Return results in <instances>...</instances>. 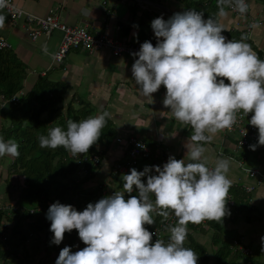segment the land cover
Instances as JSON below:
<instances>
[{"label":"clouds","instance_id":"1","mask_svg":"<svg viewBox=\"0 0 264 264\" xmlns=\"http://www.w3.org/2000/svg\"><path fill=\"white\" fill-rule=\"evenodd\" d=\"M225 6L241 15L249 7L246 0H217L220 17L226 15ZM5 7L7 0H0V9ZM5 20L0 14V29ZM151 28L157 43L145 41L138 52L131 53L138 57L132 77L151 103L152 94L161 86L166 88L164 106L193 130L186 144L188 162L169 157L162 168L152 166L155 175L148 166L143 171L133 168L122 176L123 192L89 203L83 211L59 201L51 204L46 218L51 221L52 243L61 244L66 232L76 230L86 245L75 252L65 246L55 264H197L194 250L184 246L188 224L222 222L230 214L226 207L230 162L218 158L209 167L203 145L217 133L231 130L238 113H252L248 123L258 129V144L264 145V60L244 42L247 36L227 40L217 20L205 19L195 9L175 13L168 20L155 18ZM109 115L103 112L79 122L68 120L67 130L57 126L40 135L39 146L63 147L73 156L85 154L99 140ZM138 147L146 150V145ZM249 147L255 151L257 145ZM6 155L18 158L19 144L0 137V157ZM134 190L138 196L125 199L124 193ZM153 213L163 219L150 232L145 225L155 223ZM170 214L176 218L174 226L166 221ZM166 230L170 234L167 243L162 240ZM154 231L161 239L153 242ZM261 243L264 250V237Z\"/></svg>","mask_w":264,"mask_h":264},{"label":"crops","instance_id":"2","mask_svg":"<svg viewBox=\"0 0 264 264\" xmlns=\"http://www.w3.org/2000/svg\"><path fill=\"white\" fill-rule=\"evenodd\" d=\"M12 1L18 8L33 16L44 17L50 11L63 25L85 27L91 35L105 34L118 40H125L126 43L149 40L155 46L157 39L151 28V21L158 17L168 20L173 14L189 9L202 12L205 19L211 16L217 20L225 29L222 34L227 40H237L238 35L233 28L236 18L228 12L226 6V15L220 17L218 8L216 11L211 9L212 12L203 10L208 7H204L205 0ZM261 8H263L262 4L250 1V15L264 21V12L262 14L258 12ZM0 14L5 15L2 11ZM60 37L61 34L58 31H53L48 36L42 35L34 41H30L22 22L17 23L16 21L13 24L7 16L5 26L0 29V39L9 45V50L26 69V77L21 91H28L37 78H43L51 84L63 86L61 90H58L63 103L61 102L58 111L51 115L54 117L52 122L58 123L59 127L67 130L69 119L79 122L103 112L110 114L106 118V125L102 129L99 140L89 149V154L92 155V152H96L99 154L100 160L93 178L87 184L89 185L88 190L101 184L104 190L109 192L108 196L118 190L117 186H121L119 191L123 192V180L122 184H119V180L116 179L118 177L111 175V168L113 163L119 162L125 157L128 139L140 140L150 148L149 159L136 162L134 168L137 171H143L146 166L150 168L152 166L162 167L163 162L167 163L169 157H174L177 160L185 159V162H188L186 144L192 134V129L176 120L170 112V108L164 106L163 99L166 95L164 86L152 94L153 102L151 103L149 98L140 94L132 77L131 69L135 60L126 55L112 57L107 50H100L92 54L71 50L60 64H54L52 55L57 49ZM246 43L251 45L253 51H264V28L252 30ZM83 112L85 116L82 115ZM67 114H69L68 120L64 123L62 119L66 118ZM41 116L40 119L46 117ZM234 143V135L224 130L217 133L211 142L203 145L206 149L204 155L209 167H214L218 158L227 159L230 162V170L227 175L231 181V188L228 195L233 200V206H229L226 202V207L228 210L231 209L239 217V220L235 223H232L233 220H231V224H229L226 222L227 219H223L220 222L221 233L226 237V232L235 228L239 233L238 237H243L247 246L254 248L251 244H255V249H262L264 177L250 179L245 170L256 169L259 165L264 168V145L258 144L255 151L250 149L233 153ZM68 153L70 152L68 151ZM236 170L242 175L241 177L234 175ZM262 171L264 173V170ZM150 174H157L154 168ZM8 175L12 174H6L4 180L6 183ZM142 180L146 183L147 176L142 177ZM243 186H252V192L245 193L242 189ZM9 188L11 191L14 190L12 187ZM239 193L243 194V198L245 196L247 201H251L250 204L237 202L234 199V194ZM135 195L138 196L137 191H135ZM152 199L154 200V197ZM245 204L251 206L252 211L257 214L253 215V212H250L248 208L245 210L243 208ZM237 209L239 210L237 211ZM153 217L155 223L150 225L152 226L150 232L161 224L163 219L155 213H153ZM246 218L251 221L246 223L244 221ZM223 222L227 225H224ZM175 223L172 225L174 226ZM187 228L188 234L184 246L193 249L189 242L192 240L202 246L205 251L207 250L206 254L210 257L215 251L209 250L208 244V239L211 243L212 229L207 227L205 221L200 224L189 223ZM165 234L167 243L170 234L167 230ZM205 235H210V237ZM262 251L263 253L257 255L256 261L264 259V250ZM230 261H234L235 264H243L242 258L231 251Z\"/></svg>","mask_w":264,"mask_h":264},{"label":"trees","instance_id":"3","mask_svg":"<svg viewBox=\"0 0 264 264\" xmlns=\"http://www.w3.org/2000/svg\"><path fill=\"white\" fill-rule=\"evenodd\" d=\"M249 1L264 4V0ZM204 7L207 8L203 10L208 12L211 9L216 11L217 0H205ZM237 40H240L239 34ZM25 77L26 69L13 52L9 49L0 50V102L1 100L6 101L4 107H0V114L8 121L7 127L1 128L0 133L5 141L15 140L19 144L20 152L18 158H11L8 164L6 161L7 173L16 175L19 186L14 189L15 197L11 196L10 198L13 202L8 207L0 206V233L8 234V240L5 243H0V260L10 256L11 253L14 254L15 249L20 246L24 255L22 258L14 255L17 261L15 264L26 263L25 259L29 256L24 249L27 240V234L24 232L26 228L37 234L38 237L43 235V251L47 261L45 264H52L55 262V258L52 257L48 260L51 251L57 254L65 246L71 248L68 240H75L79 250L86 245L79 239L76 230L70 233L66 232L65 239L61 244L52 243L51 221L46 218L50 205L59 201L65 205H72L77 211H83L89 203L94 204L99 199L106 197L107 194L102 195L105 190L101 184L88 190L89 185L87 184L93 178L97 165L84 160V154L73 156L63 147L51 149L39 146L38 137L47 135L49 129L58 126V123L52 122L54 117L51 115L58 111V105L62 102L58 90H61L63 86L51 84L43 78H37L28 91L24 90L20 95H16L22 90ZM12 97H15V101L10 102ZM67 107L69 108V105ZM42 114L46 116L44 119H40ZM68 116L69 114L62 119L64 123L68 120ZM62 121L60 120V124ZM89 153L90 151L85 156H89ZM92 153L100 160L99 154ZM116 163H120V161ZM111 175L118 177L112 173ZM7 186L10 187L8 182ZM117 187V189H121V186ZM113 194L114 192L111 195ZM130 195H135V191ZM129 196L127 192L124 193L125 199ZM243 208L245 210L248 208L250 212H253L251 206L245 204ZM244 221L248 223L251 220L246 218ZM205 223L213 231L211 246L215 247V251L209 257L202 246L189 240L198 256L197 264H235L234 261H230L229 248L231 241L239 237L233 236L229 239V237L222 236L220 222L205 220ZM145 227L149 231L152 228L150 225H145ZM162 240L165 241V238ZM49 245H51L50 251ZM71 250L74 249L71 248ZM254 261L253 264H261L259 260L254 259Z\"/></svg>","mask_w":264,"mask_h":264},{"label":"built area","instance_id":"4","mask_svg":"<svg viewBox=\"0 0 264 264\" xmlns=\"http://www.w3.org/2000/svg\"><path fill=\"white\" fill-rule=\"evenodd\" d=\"M246 3L249 7L247 13L244 15L233 11L227 6L226 8L228 12L236 18L233 23L234 30L237 31L240 38L242 35H246L248 39L252 30L255 28H264V21L252 17L250 15L249 0H246ZM0 11H2L13 24L20 20L30 41H34L39 36H48L51 32L58 31L61 34V37L57 49L52 55V61L54 64H60L65 55L71 50H79L87 54H92L100 50H107L112 57L126 55L131 56L135 60L138 57H133L131 53L138 52L140 46L144 43L142 41L126 43L125 40H118L105 34L91 35L85 27H68L59 23L55 15L50 11L44 17H36L26 13L18 8L12 0H7V7L0 9ZM258 12L262 14L264 12V7L259 9ZM7 49H9V45L4 40L0 39V50ZM254 52L261 60H264V51ZM225 83L230 82L225 79ZM20 94L21 92H18L16 95ZM9 101H15V97H12ZM5 103V100H1L0 106H3ZM251 116L252 113H249L247 116L238 113L237 123L231 128V130H225L227 133L233 134L235 137V143L232 149L233 153L248 151L251 149L249 147L250 145H258V129L248 123ZM187 127L191 128L190 126ZM126 143L128 148L125 157L120 163H113L112 165L111 173L113 175L123 176L130 174V170L134 168L137 161L148 160L150 157V148L144 142L135 139H128ZM138 144L146 145V150L138 147ZM83 159L90 161L95 166L98 164L99 160L98 156L93 154L84 156ZM164 164L165 162H163L162 167ZM262 170H264L263 166L259 165L256 169L245 170V172L250 179H257L264 177ZM242 189L245 193H250L252 192L253 187L243 186ZM127 195L129 196L130 194L127 193ZM227 199L229 206H233V200L230 195L227 196ZM30 212L32 211L30 210ZM166 221L168 224L173 223L176 221V218L174 215L170 214ZM153 233H155V235H153V242L156 239H161V235L158 231H154ZM7 240L8 234L0 233V243H5ZM229 250L232 253L239 255L243 260V264H253L254 259L257 257V253H263L262 249H255L247 246L243 237L232 240ZM261 264H264V259L261 261Z\"/></svg>","mask_w":264,"mask_h":264},{"label":"rangeland","instance_id":"5","mask_svg":"<svg viewBox=\"0 0 264 264\" xmlns=\"http://www.w3.org/2000/svg\"><path fill=\"white\" fill-rule=\"evenodd\" d=\"M252 5L253 4H251V7H252ZM17 23H20V20H18ZM24 88L26 89V85H25ZM20 92L23 93L24 91H20ZM59 106H61V105H58V107ZM54 109H55V106H54ZM82 115L85 116L84 112L82 113ZM42 116L45 117V114H42ZM7 125H8L7 119L5 117H3L2 114H0V129L1 128H6ZM0 137L3 138V136L1 135V133H0ZM11 158H13V157H10V156H7V155L4 156V157H0V165H1V168H0V206L1 207H8L9 204H11V202H13L12 199H10L11 196H12V198L15 197V190L11 191L10 188H9V186H7V183L4 181L5 178H6V174L8 172V171H6V161H7V164H8V161H11ZM80 175H81V173H80ZM234 175L235 176H239V177L242 176L237 170L234 172ZM15 176H16L15 174L8 175V183H9L10 187H12L13 189H17L18 186H19L18 183H17V180H16V177ZM116 179L119 180V181L118 180L117 181L120 184L121 181H122V176L121 175H118V178H116ZM116 191L117 192H120L119 189L116 190ZM104 192H105L104 194H107V196H108V193L109 192L108 191L107 192L104 191ZM104 194H102V195L104 196ZM7 195H9V196H7ZM234 196H235L234 199L237 202H243V203H247L248 202L249 204L251 202V201H247V199H246L245 196L243 198V194H241V193L234 194ZM228 211H229L230 214L229 215H226V218H223V219H227L226 222L229 223V224H231L230 223L231 220H233V221H231L232 223L238 222L239 217H237V215H235L234 212L231 209L228 210ZM255 214H257V213L255 211H253V215H255ZM32 220H34V219H32ZM223 223H224V225H227L225 222H223ZM24 232L27 234V240L25 242L24 249L26 250V252L29 255L25 259V262H26L25 264H34V263L45 264L47 261L45 260L44 251H43L44 250V245H43L44 238H43V235H41V236L38 237L37 234L30 232L26 228L24 229ZM207 234H209V233L207 232ZM210 235H205V236L209 238ZM233 236H239V233H238V231L235 228H232V229H230V231H227L226 232V237H233ZM208 240H209L208 241V244L210 246L209 247V250H211V251L212 250H215V247H212L210 245L211 244L210 243V239H208ZM74 241L75 240H73V241L72 240H68V243L70 244L71 248L74 249L73 251L75 252V251H78L79 248H78V245ZM251 245L254 248L256 247L255 244H251ZM48 248H49V251H50L51 250V245H49ZM6 250H8V249H6ZM59 253L55 254L53 251H51V254H50V257L48 258V260L51 259L52 257H54L55 258V261H56V259L59 256ZM14 255L16 257L22 258V256L24 254H23V250L21 249L20 246H18L15 249V253L14 254L11 253L10 256L5 257L4 259H1L0 260V264H2V263H4V264H15L17 261H16ZM52 264H55V262L52 263Z\"/></svg>","mask_w":264,"mask_h":264}]
</instances>
